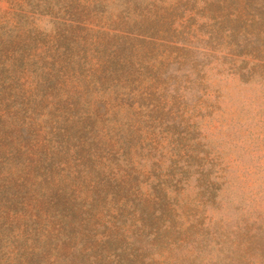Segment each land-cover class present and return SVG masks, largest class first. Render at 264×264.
I'll list each match as a JSON object with an SVG mask.
<instances>
[{
  "label": "rangeland",
  "instance_id": "rangeland-1",
  "mask_svg": "<svg viewBox=\"0 0 264 264\" xmlns=\"http://www.w3.org/2000/svg\"><path fill=\"white\" fill-rule=\"evenodd\" d=\"M179 1L83 0L82 26L69 12L38 15L31 26L52 48L40 46L28 69L0 66V264H109L107 234L116 252L137 250L135 264H264L263 52L235 54L207 0ZM121 43L125 68L105 79L98 64ZM185 122L191 135L179 132ZM187 152L191 170L203 165L216 181L213 200L197 172H180ZM106 176L146 198L153 225L103 198ZM151 181L168 190L170 211ZM51 187L76 200L65 228L45 212Z\"/></svg>",
  "mask_w": 264,
  "mask_h": 264
},
{
  "label": "trees",
  "instance_id": "trees-1",
  "mask_svg": "<svg viewBox=\"0 0 264 264\" xmlns=\"http://www.w3.org/2000/svg\"><path fill=\"white\" fill-rule=\"evenodd\" d=\"M13 7V9L5 10L0 8V66L3 69L13 71L21 68V70L28 69L35 62L36 57L40 54L38 52L40 46L45 45L46 47L52 48V44L48 43L40 36L38 32L35 33L34 27L31 26V22L33 18L38 15H60L63 12H69L71 14L70 19L77 22L76 24L82 26L80 24L84 21V15L90 12L89 5H85L83 0H7ZM183 0L175 3L174 5H178ZM96 3V2H94ZM235 0H207L205 2V7L214 13L212 14V19L215 23H219L220 26H225V33L230 35L231 42L235 45V54H242L248 52L252 49L262 51L263 54L261 65H264V0H240L238 4H235ZM93 5H91L92 8ZM86 27V26H85ZM223 27H221L216 32L219 34L215 36H219L222 34ZM34 31V32H33ZM125 33L121 32L118 34L119 36H128L129 29H125ZM211 31V30H210ZM212 32L210 33V35ZM151 35V34H150ZM62 43V42H61ZM115 50L113 52V56H108L107 58H103L99 62L100 71L101 69L104 71L105 79H110L112 76H115L116 81L120 77L116 74L118 72H123L125 68V62L122 60L127 59L124 54L130 45L128 44H117L115 45ZM182 48L186 49L185 46ZM191 59V58H189ZM185 60V59H183ZM172 61L169 58V62ZM192 64L198 65V61L193 60ZM54 61H48L47 67L45 69L41 68L39 76L49 75L52 73ZM17 67V68H16ZM121 70V71H120ZM248 70H240V74L243 75ZM153 79H160L162 77L161 73H156V70L152 74ZM168 76L170 78L175 77V73H169ZM179 78L178 76L176 79ZM15 80V79H14ZM12 81V80H11ZM178 110V108H177ZM176 110V111H177ZM173 125L176 124V120L174 119L172 122ZM190 126L189 122L182 123V127L179 129L183 131V133L191 135L192 128L188 129ZM181 139V138H179ZM188 151V149H186ZM193 154L187 152L185 156L186 160V168L180 169L181 173H186L185 175L191 172H197L196 180L197 184L202 186V194L205 195V200H213V195L215 194L217 186H215L216 181L214 179L209 178V169L204 170L203 165H199L197 167H193L194 170H191L190 166L193 165L191 158ZM211 171V168H210ZM181 177L178 176L174 182H171L172 189H177V185L180 181ZM159 182V181H158ZM150 183V182H149ZM156 182L151 181V188L156 194V197H160L159 203H162L168 211L167 204H165L164 197L167 199L168 190L163 189L160 186H154ZM127 189V185L122 182H115L110 176L105 177V182L103 185V198L109 193L111 194V198L121 200L119 207L124 204H131L130 209H128L132 213V209L137 212L140 219L146 223L153 225L152 219V210L150 206L144 203L142 200H134L130 195V190L128 189L126 192L121 193V189ZM53 188L51 187L50 194L45 196L43 201H47L45 204V212L52 217L58 218L61 223V228H65L68 223H71L74 218L73 216H77V209L75 206L76 200L70 199L65 200L61 194L52 193ZM134 197L137 199L138 194L135 193ZM133 200V201H129ZM175 200V198L173 199ZM169 201V200H168ZM171 202V201H170ZM148 203V201H147ZM167 203V202H166ZM44 204V203H43ZM90 204H92L90 202ZM9 207V204H7ZM132 206V208H131ZM89 207L88 209H90ZM171 208V207H170ZM88 209L85 208V229L90 230L91 226H95L90 222L94 223L93 216L90 215ZM150 209V210H149ZM51 217V220H52ZM176 221V220H175ZM173 224V222H171ZM175 225V222H174ZM157 235L158 232H155ZM110 234H107L105 238H103L102 244L109 243L110 247L114 249V254L111 258L110 252L108 248L101 249L98 252L99 258L103 259L104 257L109 258V264H135L138 261V252L135 248L131 249L130 243L125 245L124 248L120 250V252H116V245L112 246L113 240L109 237ZM185 234V237L178 236L177 239H185L191 238L190 234ZM157 237V236H156ZM187 237V239H186ZM135 242L138 241V238H134ZM153 240L154 237H153ZM193 244L198 245L199 240H194ZM132 242V241H130ZM117 255V256H116ZM111 258V259H110ZM140 260V259H139ZM142 263V260H140Z\"/></svg>",
  "mask_w": 264,
  "mask_h": 264
}]
</instances>
